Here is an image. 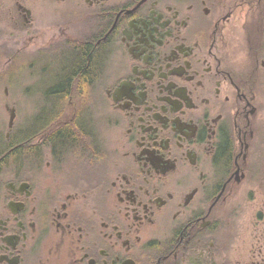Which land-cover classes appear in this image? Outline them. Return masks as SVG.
Masks as SVG:
<instances>
[{"label": "flooded vegetation", "instance_id": "1", "mask_svg": "<svg viewBox=\"0 0 264 264\" xmlns=\"http://www.w3.org/2000/svg\"><path fill=\"white\" fill-rule=\"evenodd\" d=\"M0 88V264H264V0H0Z\"/></svg>", "mask_w": 264, "mask_h": 264}, {"label": "rangeland", "instance_id": "2", "mask_svg": "<svg viewBox=\"0 0 264 264\" xmlns=\"http://www.w3.org/2000/svg\"><path fill=\"white\" fill-rule=\"evenodd\" d=\"M53 76L54 74L50 70L45 69H43L42 71H29L27 69H24V71H21V81L31 82L34 85L30 86L29 88H23L22 86H19L18 83V85L12 87L9 92L10 95L7 96V98L10 97L11 102L16 104V125L18 129H20L21 125H24L25 123H31L33 117H35V119H38L39 122L46 118V115L42 112V108L40 109V106L43 107L45 105V103L43 102L45 91L41 93L40 90H48L49 88H45V86L49 85H44V88H42L38 86V83L49 84L53 82ZM17 77H19V74ZM5 98L6 96L4 94V91L0 88V133L2 135H4V133L7 131V123L9 119V112L4 106V102L6 101ZM36 103L39 107L38 110L34 112L33 109L32 113L30 114L32 106H35ZM14 160L16 162V165H19L17 162V158Z\"/></svg>", "mask_w": 264, "mask_h": 264}, {"label": "trees", "instance_id": "3", "mask_svg": "<svg viewBox=\"0 0 264 264\" xmlns=\"http://www.w3.org/2000/svg\"><path fill=\"white\" fill-rule=\"evenodd\" d=\"M10 155H11V153H7L6 155L3 156V154L0 153V162L3 161V160H5ZM11 156L14 157L15 159L17 158V161L19 160L18 154H12Z\"/></svg>", "mask_w": 264, "mask_h": 264}, {"label": "water", "instance_id": "4", "mask_svg": "<svg viewBox=\"0 0 264 264\" xmlns=\"http://www.w3.org/2000/svg\"><path fill=\"white\" fill-rule=\"evenodd\" d=\"M14 116H15V112H14V110L12 111V113H11V122L13 121V119H14Z\"/></svg>", "mask_w": 264, "mask_h": 264}]
</instances>
